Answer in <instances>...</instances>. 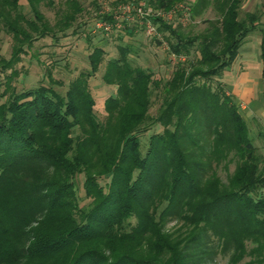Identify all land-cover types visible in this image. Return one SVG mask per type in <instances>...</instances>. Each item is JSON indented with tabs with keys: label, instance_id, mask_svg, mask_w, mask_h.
Instances as JSON below:
<instances>
[{
	"label": "trees",
	"instance_id": "16d2710c",
	"mask_svg": "<svg viewBox=\"0 0 264 264\" xmlns=\"http://www.w3.org/2000/svg\"><path fill=\"white\" fill-rule=\"evenodd\" d=\"M26 1L32 18L20 0H0V33L12 38L10 59L0 55V69H12L0 81V264H197L217 253L228 264L245 257L264 264V166L235 97L220 79L211 85L235 61L257 14L239 17L244 0H193V18L214 12L195 36L157 19L169 51L187 59L173 62L169 79H157L119 45L101 75L114 93L100 120L89 79L103 61L102 47L92 48L89 69L64 93L44 83L11 86L26 48L56 37L38 9L43 0ZM176 2L185 0H149L157 9ZM65 4L58 30L83 10L78 0ZM259 47L264 62V30ZM192 48L198 55L188 62ZM154 92L161 99L155 115ZM234 159L223 182L217 168ZM79 174L87 207L77 197ZM168 220L181 222L184 232L164 231Z\"/></svg>",
	"mask_w": 264,
	"mask_h": 264
},
{
	"label": "rangeland",
	"instance_id": "374dc122",
	"mask_svg": "<svg viewBox=\"0 0 264 264\" xmlns=\"http://www.w3.org/2000/svg\"><path fill=\"white\" fill-rule=\"evenodd\" d=\"M78 1L82 5L83 10L62 30H58L56 26L58 25V20L63 16L64 12L68 10L65 4L66 0H43L38 4V9L49 21L50 25L53 26V30L56 31V37L52 35L40 37L35 39L29 48H26V51L20 55L19 61L13 66V68L17 70L18 75L11 81V86L16 91H20L44 83L50 84L60 93H64L72 78L81 71H87L89 69L87 56L92 48L94 46L102 47L105 51L103 61L94 76L90 77L89 85L92 95L95 98L94 112L98 119L103 120L105 117L103 101L107 96L114 93V86L104 83L101 75L106 61L111 57H117L119 55V45L129 46V58L132 60L133 64L152 71L154 77L157 79H169L175 68L176 62L173 63L169 58V49L164 48L157 39L146 35L142 25H133L132 23H127L125 25L123 23L122 28L114 31L111 30L108 34L106 32L103 33V30L97 28L96 24L99 23L100 20H107L104 17L105 15L111 18L114 12L118 11L119 6L129 0ZM145 1L148 7L155 8L149 3V0ZM192 1L193 0H185V3L187 2L189 5ZM169 8H167V10ZM20 10L26 17H33L26 0H20ZM246 12H255L258 16L254 25L255 29L242 43L243 46L250 43L248 46L249 49L246 51L255 54V58H249L248 62L244 60L245 58L240 62L236 61L228 70L229 72H227L229 75L228 77L231 75L235 78L234 81L243 79L242 77L248 73L250 75L249 78L253 80L252 82L257 84L256 90L254 91L255 94H253L255 95V99H257V101L254 102V106H250L245 101H240L238 98V100L235 99V101L238 105V111L248 125L249 135L253 138V143L256 146V155L259 160V168L261 169L264 166V62L262 63L259 60L258 54L254 51H260L259 41L262 31L264 30V0H244L239 17H243ZM118 14L119 12L116 15ZM213 17L214 12L211 8H207L202 14L194 18L190 10L189 18L179 25L181 26V31L185 35L195 36L201 34L208 26L205 19H211ZM11 46V36L5 31H1L0 55L6 61L10 59L12 54ZM197 55L195 48H192L188 56V62L194 61ZM186 59L185 56V60ZM252 60L253 62H250ZM202 67L204 69L207 68V66ZM11 70L12 69H9L3 72L0 69L1 82L6 80V75L11 73ZM226 70L222 72L221 76L214 77L211 81V85L212 88H215L218 82L217 79H220L219 85L224 88L225 94H230L227 88L228 86L225 84V80H228V77L225 78V80L223 77ZM48 71L53 81H50ZM57 81L61 83L59 84ZM156 92L158 91L156 90ZM156 92H154L152 96V105L150 107V113L154 115L158 112L161 104V99L155 95ZM160 128L159 125L152 128L150 132L144 135L142 138L143 141L146 142L148 133L159 130ZM142 148H144V145H142ZM235 166V159L218 166L217 173L223 182H227L228 175L234 171ZM82 181L83 174L77 175L75 178L76 192L79 205L81 207H87L89 200L84 197L81 187ZM184 230L185 228L181 222L175 220H168L164 225V231H168L173 234V236L180 235ZM197 264H228V257L217 253L214 256L201 260ZM237 264L257 263L250 262V258L245 257Z\"/></svg>",
	"mask_w": 264,
	"mask_h": 264
},
{
	"label": "built area",
	"instance_id": "2783aa9c",
	"mask_svg": "<svg viewBox=\"0 0 264 264\" xmlns=\"http://www.w3.org/2000/svg\"><path fill=\"white\" fill-rule=\"evenodd\" d=\"M130 1V2H129ZM119 6L118 11L110 19L100 20L96 24L97 28L103 30V33H110L111 30H117L123 27V23H132L133 25H142L146 35L155 38L166 49H169L168 42L162 31L158 30L155 22L162 19L166 23L178 25L184 23L190 15V6L185 3L176 2L167 9H153L148 7L145 0H129ZM149 5V4H148ZM119 12L118 15H116ZM169 58L173 61H184L185 55L169 54Z\"/></svg>",
	"mask_w": 264,
	"mask_h": 264
},
{
	"label": "crops",
	"instance_id": "0c3cea01",
	"mask_svg": "<svg viewBox=\"0 0 264 264\" xmlns=\"http://www.w3.org/2000/svg\"><path fill=\"white\" fill-rule=\"evenodd\" d=\"M246 40V39H245ZM250 43H247L245 44L244 46L241 45L240 48H239V52H238V55L235 59V61L232 63L231 66H233L235 64V62H240L241 60H246V62H248L249 58H255V54H252V53H249V51H246L249 46ZM259 44H260V41H259ZM254 46V45H253ZM256 47V46H254ZM260 48V47H259ZM257 50V49H256ZM258 54V57H259V60L263 63L261 57H260V51H254ZM244 53H247V54H244ZM250 62H253L250 61ZM231 66L226 70V73H224V80L225 78H227L229 75H228V70L231 68ZM228 71V72H227ZM249 74L246 73V75H244V77H242L243 79L241 80H237V81H234L235 78H233L231 75L230 77H228V80H225V84L228 86H226L228 88V91L230 92L231 95H233L235 97V99H239L240 101H245L248 105L250 106H254V102L257 101V99H255V88L257 86V84H255L254 82H252L253 80L251 78H249ZM224 82V81H223ZM237 99V100H238Z\"/></svg>",
	"mask_w": 264,
	"mask_h": 264
}]
</instances>
